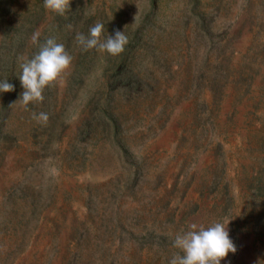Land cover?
I'll list each match as a JSON object with an SVG mask.
<instances>
[{
    "label": "rangeland",
    "instance_id": "obj_1",
    "mask_svg": "<svg viewBox=\"0 0 264 264\" xmlns=\"http://www.w3.org/2000/svg\"><path fill=\"white\" fill-rule=\"evenodd\" d=\"M97 21L122 53L76 43ZM49 37L71 65L24 106L19 58ZM5 80L0 264H169L228 220L220 264H264V0H0Z\"/></svg>",
    "mask_w": 264,
    "mask_h": 264
},
{
    "label": "clouds",
    "instance_id": "obj_2",
    "mask_svg": "<svg viewBox=\"0 0 264 264\" xmlns=\"http://www.w3.org/2000/svg\"><path fill=\"white\" fill-rule=\"evenodd\" d=\"M43 5L47 10L61 16L70 10V0H43ZM104 31L105 25L97 21L94 26L90 27L87 37L83 33L76 34V43L84 50L95 48L113 56L122 53L124 46L128 43V37L124 31L117 30L114 36L108 35L105 39H101ZM39 36V30L33 33L31 37L33 45L38 43ZM19 59L21 60L19 66L22 70L19 79L24 89L19 100L27 106L29 102L43 101L45 87L62 80L73 57L66 51L63 43H58L55 37H49L44 43L39 44L38 51L31 58L22 56ZM12 90V84L6 80L0 82V91ZM33 119L47 123L48 116L45 113H40L38 116L34 113ZM228 223L229 220L226 222L213 221L208 226L202 223H190L187 231L176 235L173 246L180 252L173 255L169 264H220L230 252L237 251L229 237Z\"/></svg>",
    "mask_w": 264,
    "mask_h": 264
}]
</instances>
